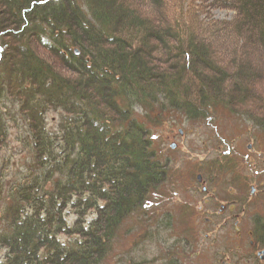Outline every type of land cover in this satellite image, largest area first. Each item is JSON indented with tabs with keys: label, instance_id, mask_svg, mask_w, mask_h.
I'll list each match as a JSON object with an SVG mask.
<instances>
[{
	"label": "trees",
	"instance_id": "1",
	"mask_svg": "<svg viewBox=\"0 0 264 264\" xmlns=\"http://www.w3.org/2000/svg\"><path fill=\"white\" fill-rule=\"evenodd\" d=\"M131 1L0 0L18 28L0 25V151L11 119L27 131L24 175L0 181V264H110L124 254L140 235L118 231L150 214L171 182L155 133L169 114L256 103L253 120L264 128V67L227 61L226 46L203 36L184 0H143L167 4L155 21ZM238 2L236 33L254 31L264 55V0ZM33 41L71 73L49 66ZM52 110L61 112L57 132L47 128Z\"/></svg>",
	"mask_w": 264,
	"mask_h": 264
},
{
	"label": "rangeland",
	"instance_id": "2",
	"mask_svg": "<svg viewBox=\"0 0 264 264\" xmlns=\"http://www.w3.org/2000/svg\"><path fill=\"white\" fill-rule=\"evenodd\" d=\"M135 1L139 3L134 8L141 10L154 21L159 11L162 10L163 14L165 13L163 8L167 7L166 4L155 8L151 4L146 5L147 0ZM170 1V5H173L178 0ZM130 2L133 1L130 0ZM237 5H240L238 0H184L185 9L190 8V18L196 26L200 27L203 36L213 42L214 47L226 46L223 56L227 61L235 57L246 60L250 58L253 63L263 68L264 55L262 45L259 44V35L257 36L254 31L253 35L247 34L245 37L236 33V26L240 24L237 23L239 12ZM12 21L8 9L0 4V25H4L2 28L7 33L9 30H18L13 28ZM152 34L156 36L158 33L152 32ZM9 37L12 36L9 35ZM31 47L57 72L61 74L68 72L67 68L37 41H33ZM204 63L207 64L206 60ZM261 76L260 93L264 92V73ZM255 105L256 103L238 106L237 104L236 106L213 105L208 107L207 113H203L199 118H190L185 111H179L178 114H169L162 125H155L159 149H162L166 160L171 157V160L167 161L170 164L171 182H168L166 190L161 189V192L153 198L154 204L149 207L150 214H145L141 219H129L118 231L119 239L125 240L128 231H131L129 236L135 233L140 236L132 242V245L123 249L125 255H116L110 264H126L132 257L142 264H165V258L170 255L177 256L182 264H264L256 249L251 246L253 239L263 245L264 235L257 234L253 237L243 235L241 239L237 237L234 241L231 240L225 234L226 228L222 227L221 220L208 225L199 214L203 200L209 199L211 193L205 195L201 191L196 198L190 190L191 186L201 190V185H197V175L199 173L210 175V171L215 166L213 163L220 164V156L224 154V150L230 148L233 140L241 138L247 143L258 138V148L264 149V142L261 141L264 128L253 120L258 119L255 115L257 114V110H254ZM257 105L259 106V103ZM135 112L145 116L140 106H136ZM60 120L61 112L50 111L46 117L48 130L57 132ZM8 133L9 143L0 151V181L2 179L3 184H9L25 173V159L21 161L18 156L26 146V127L23 122H15L11 119ZM173 143H175L174 149L170 147ZM26 157L27 160L31 158L29 152ZM190 202H193V205H189ZM153 214L156 217H150ZM168 216L173 223L169 222ZM73 218L74 216L71 215L70 220L72 221ZM262 219L264 221V218ZM114 252L117 254L119 250Z\"/></svg>",
	"mask_w": 264,
	"mask_h": 264
},
{
	"label": "flooded vegetation",
	"instance_id": "3",
	"mask_svg": "<svg viewBox=\"0 0 264 264\" xmlns=\"http://www.w3.org/2000/svg\"><path fill=\"white\" fill-rule=\"evenodd\" d=\"M258 141L233 140L220 156V164L213 163L210 175L197 176L201 190L193 186L190 189L196 198L201 191L205 195L211 193L209 199L203 200L199 214L208 225L221 220L225 234L233 241L243 235H264V149L258 148ZM261 141L264 142V135ZM251 246L264 262V244L253 239Z\"/></svg>",
	"mask_w": 264,
	"mask_h": 264
},
{
	"label": "bare ground",
	"instance_id": "4",
	"mask_svg": "<svg viewBox=\"0 0 264 264\" xmlns=\"http://www.w3.org/2000/svg\"><path fill=\"white\" fill-rule=\"evenodd\" d=\"M211 172V171H210Z\"/></svg>",
	"mask_w": 264,
	"mask_h": 264
}]
</instances>
